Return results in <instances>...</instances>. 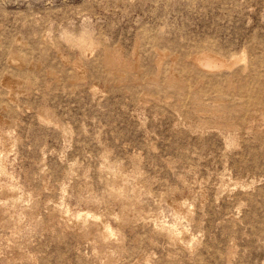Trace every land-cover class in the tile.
<instances>
[{
  "label": "rangeland",
  "instance_id": "rangeland-1",
  "mask_svg": "<svg viewBox=\"0 0 264 264\" xmlns=\"http://www.w3.org/2000/svg\"><path fill=\"white\" fill-rule=\"evenodd\" d=\"M0 264H264V0H0Z\"/></svg>",
  "mask_w": 264,
  "mask_h": 264
},
{
  "label": "bare ground",
  "instance_id": "bare-ground-1",
  "mask_svg": "<svg viewBox=\"0 0 264 264\" xmlns=\"http://www.w3.org/2000/svg\"><path fill=\"white\" fill-rule=\"evenodd\" d=\"M80 45H81V47L82 48H86V49H90L91 47H92V43L90 42V41H88L85 37H82V38H80ZM94 45V44H93ZM85 50V49H84ZM158 52V51H157ZM166 53V52H165ZM158 54H160V53H158ZM166 55H167V53H166ZM164 57H165V54L164 53H161L160 54V59L159 58H157V60L159 59V64H162L161 63V61H163L164 60ZM193 57V56H192ZM234 59V58H233ZM233 59H232V62L231 63H229V62H226L225 61V59H222V58H219V57H217V56H215V55H213V54H211V53H207V52H204V53H202V54H199V55H195L193 58H192V61H193V63H194V65H196L197 67H199L200 65H201V63H203L204 61L206 62V64L208 65V66H206L207 67V70L210 72V71H212V72H214L215 70L217 71H220L221 69H223V68H226V69H228V68H231V67H233L234 65H236L237 63L239 64V63H242V62H244V60H245V56L244 55H241V56H239V57H237L234 61H233ZM156 60V61H157ZM191 61V60H190ZM158 64V63H157ZM246 64V63H245ZM210 66H214L213 68H210ZM159 67H160V65H159ZM77 69H79L80 71V75H83L82 74V70H81V68H77ZM181 204V203H180ZM187 204V203H186ZM178 211L180 212V213H189V210L186 208V206H185V204H181V205H178ZM190 214V213H189ZM76 219H75V221H76V223L77 224H79L80 222H85V221H88V220H90V219H92V218H94V219H96L95 217H94V214H92L91 216L89 215V214H78L76 217H75ZM76 224V225H77ZM85 224V223H84ZM106 228H105V230H106V232H104V233H107L108 235H112L113 233H112V230H110V227H109V225L108 226H105ZM180 235V234H179ZM183 236V235H182ZM185 237V236H184ZM189 237V236H188ZM176 239H181V237L180 236H176ZM184 238L182 237V240H183ZM190 240V239H189Z\"/></svg>",
  "mask_w": 264,
  "mask_h": 264
}]
</instances>
